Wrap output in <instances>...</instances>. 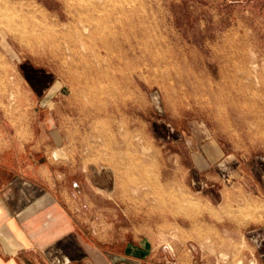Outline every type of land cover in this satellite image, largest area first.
Instances as JSON below:
<instances>
[{"label": "rangeland", "instance_id": "374dc122", "mask_svg": "<svg viewBox=\"0 0 264 264\" xmlns=\"http://www.w3.org/2000/svg\"><path fill=\"white\" fill-rule=\"evenodd\" d=\"M47 111L58 188L107 245L264 264V0H0V130Z\"/></svg>", "mask_w": 264, "mask_h": 264}, {"label": "crops", "instance_id": "0c3cea01", "mask_svg": "<svg viewBox=\"0 0 264 264\" xmlns=\"http://www.w3.org/2000/svg\"><path fill=\"white\" fill-rule=\"evenodd\" d=\"M25 75L37 96L56 87L47 70L25 69ZM45 113L49 119L26 132L0 130V264H165L132 241L107 245L63 196L53 154L57 124ZM211 151L220 157V149Z\"/></svg>", "mask_w": 264, "mask_h": 264}, {"label": "bare ground", "instance_id": "6f19581e", "mask_svg": "<svg viewBox=\"0 0 264 264\" xmlns=\"http://www.w3.org/2000/svg\"><path fill=\"white\" fill-rule=\"evenodd\" d=\"M104 4V3H103ZM122 6H123V4H122ZM78 8V7H77ZM85 11V10H84ZM95 13H96V11H95ZM27 14L35 21V22H37V24H38V26L40 27V28H43V29H46L47 31V33H49V35L50 34H55V32H54V30H58V27H56L55 25H53L49 20H47V18H45V17H41V18H39L40 16H37L36 15V12L33 10V9H31V8H29V9H27ZM83 20V19H82ZM60 29V28H59ZM88 29V28H87ZM10 31L17 37V35H19V36H22L23 37V35L24 34H22L20 31H18L17 30V28H11L10 29ZM81 39H84V37L82 36L81 37ZM101 46H104V47H106L107 45H106V43L103 41L102 42V44H101ZM98 56H99V62H100V54L98 53ZM247 202H249V200H246ZM250 206L251 207H253V205L252 204H250ZM246 217V216H245Z\"/></svg>", "mask_w": 264, "mask_h": 264}]
</instances>
